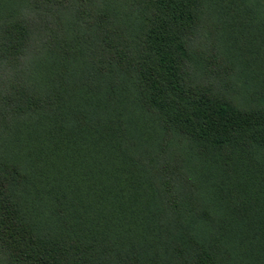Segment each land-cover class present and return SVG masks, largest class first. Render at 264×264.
<instances>
[{"label": "trees", "instance_id": "1", "mask_svg": "<svg viewBox=\"0 0 264 264\" xmlns=\"http://www.w3.org/2000/svg\"><path fill=\"white\" fill-rule=\"evenodd\" d=\"M0 264H264V0H0Z\"/></svg>", "mask_w": 264, "mask_h": 264}]
</instances>
